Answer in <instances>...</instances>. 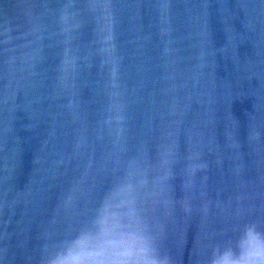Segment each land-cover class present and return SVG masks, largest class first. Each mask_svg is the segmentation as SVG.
I'll list each match as a JSON object with an SVG mask.
<instances>
[{"label":"water","instance_id":"water-1","mask_svg":"<svg viewBox=\"0 0 264 264\" xmlns=\"http://www.w3.org/2000/svg\"><path fill=\"white\" fill-rule=\"evenodd\" d=\"M250 225L264 0H0V264H211Z\"/></svg>","mask_w":264,"mask_h":264},{"label":"clouds","instance_id":"clouds-1","mask_svg":"<svg viewBox=\"0 0 264 264\" xmlns=\"http://www.w3.org/2000/svg\"><path fill=\"white\" fill-rule=\"evenodd\" d=\"M211 264H264V233L248 226L235 248L215 250Z\"/></svg>","mask_w":264,"mask_h":264},{"label":"snow or ice","instance_id":"snow-or-ice-1","mask_svg":"<svg viewBox=\"0 0 264 264\" xmlns=\"http://www.w3.org/2000/svg\"><path fill=\"white\" fill-rule=\"evenodd\" d=\"M79 243H80V244H83V243H84V240L82 239Z\"/></svg>","mask_w":264,"mask_h":264}]
</instances>
